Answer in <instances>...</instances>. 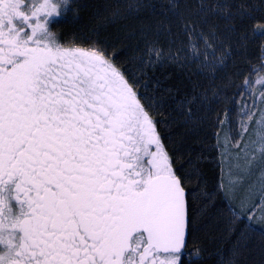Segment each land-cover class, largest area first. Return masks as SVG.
<instances>
[{"label":"snow or ice","instance_id":"snow-or-ice-1","mask_svg":"<svg viewBox=\"0 0 264 264\" xmlns=\"http://www.w3.org/2000/svg\"><path fill=\"white\" fill-rule=\"evenodd\" d=\"M52 15L49 0H0V264H182L189 193L152 98L102 46L57 43ZM238 127L243 138L249 129ZM237 156L218 195L228 230L244 236L257 210L264 221V137L258 151L238 144Z\"/></svg>","mask_w":264,"mask_h":264},{"label":"trees","instance_id":"trees-1","mask_svg":"<svg viewBox=\"0 0 264 264\" xmlns=\"http://www.w3.org/2000/svg\"><path fill=\"white\" fill-rule=\"evenodd\" d=\"M212 4L224 6L220 14L203 15ZM57 27L63 44L102 46L152 98L161 143L189 193L182 264H264L259 210L241 236L228 230L218 195L228 179L224 143H236V121L264 77V0H69Z\"/></svg>","mask_w":264,"mask_h":264},{"label":"rangeland","instance_id":"rangeland-1","mask_svg":"<svg viewBox=\"0 0 264 264\" xmlns=\"http://www.w3.org/2000/svg\"><path fill=\"white\" fill-rule=\"evenodd\" d=\"M59 3V12L60 15L62 12L67 8V5L69 3V0H67V4H65V0H57ZM59 15V16H60ZM60 42V41H59ZM263 65H264V54H263ZM245 87V86H244ZM258 92L257 95L254 96V93H250L249 100H253L252 106L250 105L247 107L243 113V115L240 118V121H236L237 124H244L246 128L249 129V131L243 132V138L241 137V131L240 129L238 130V133L235 134V137L237 136L238 138L235 139V137L232 140H237L233 146H230V143L225 141V148L226 150L224 151V156L225 158V164L227 165V182L232 181L236 178V171H237V163L239 161V157L237 156V145L238 144H246V147L249 149H256L257 151L260 148V141L261 138L264 137V123L261 122L260 116H261V107L264 105V77L261 78L259 86L257 85ZM241 89V88H240ZM238 91H241V90ZM249 109L252 111V117L251 120H248L245 117V112H247ZM255 122L253 125L252 122ZM247 142V143H246ZM230 146V147H229ZM229 150V152L227 151ZM158 260L163 261L166 259V257H156Z\"/></svg>","mask_w":264,"mask_h":264},{"label":"flooded vegetation","instance_id":"flooded-vegetation-1","mask_svg":"<svg viewBox=\"0 0 264 264\" xmlns=\"http://www.w3.org/2000/svg\"><path fill=\"white\" fill-rule=\"evenodd\" d=\"M33 2L39 4V3H43L44 0H33ZM49 2H54L57 5H59L57 0H49ZM58 11H59V6H58ZM58 22H59V15H52L51 17L48 18V21H47V27H48L49 31L53 34V38L55 39V41L57 43H60L64 47L77 48V47H73L71 45L63 44V43L59 42V36L57 33V31H58L57 23Z\"/></svg>","mask_w":264,"mask_h":264},{"label":"water","instance_id":"water-1","mask_svg":"<svg viewBox=\"0 0 264 264\" xmlns=\"http://www.w3.org/2000/svg\"><path fill=\"white\" fill-rule=\"evenodd\" d=\"M189 214V213H188ZM188 238H189V225H188V228H187V232H186V236H185V244H186V247L182 250V253L186 250V248H187V244H188ZM159 254H161V255H167L166 253H164V252H160Z\"/></svg>","mask_w":264,"mask_h":264}]
</instances>
